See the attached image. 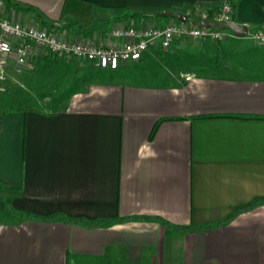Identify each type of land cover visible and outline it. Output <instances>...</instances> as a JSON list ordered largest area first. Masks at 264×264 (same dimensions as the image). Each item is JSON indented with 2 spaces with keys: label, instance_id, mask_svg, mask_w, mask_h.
Here are the masks:
<instances>
[{
  "label": "crops",
  "instance_id": "obj_1",
  "mask_svg": "<svg viewBox=\"0 0 264 264\" xmlns=\"http://www.w3.org/2000/svg\"><path fill=\"white\" fill-rule=\"evenodd\" d=\"M222 1L3 0L1 14L110 45L113 26L156 21L134 14L197 20ZM232 3L231 22L264 31V0ZM32 60L30 96L0 113V264H264V47L177 39L113 70L87 62L83 79L62 56ZM62 69L73 80L47 89Z\"/></svg>",
  "mask_w": 264,
  "mask_h": 264
},
{
  "label": "built area",
  "instance_id": "obj_2",
  "mask_svg": "<svg viewBox=\"0 0 264 264\" xmlns=\"http://www.w3.org/2000/svg\"><path fill=\"white\" fill-rule=\"evenodd\" d=\"M3 5V0H0V80L6 79L11 60L19 69L32 70L35 55L51 59L62 56L66 60L88 61L100 69L113 70L120 64L137 62L154 45L166 50L177 39L221 42L232 34L227 30L196 24L199 21L216 24L231 22L232 0H223L214 11L201 10L197 20H193L189 14L184 22L170 19L164 24L112 27L108 35L119 43L110 45H99L88 39L67 41L61 39L52 27L11 21L2 16ZM245 27L246 40L254 46L264 47V31Z\"/></svg>",
  "mask_w": 264,
  "mask_h": 264
},
{
  "label": "rangeland",
  "instance_id": "obj_3",
  "mask_svg": "<svg viewBox=\"0 0 264 264\" xmlns=\"http://www.w3.org/2000/svg\"><path fill=\"white\" fill-rule=\"evenodd\" d=\"M169 20L170 19H165V21L162 24L168 22ZM159 21L160 20L153 21L152 25L158 24ZM161 21H163V19H161ZM189 22H191V19L189 20ZM130 24L136 25L134 22L127 23V25H130ZM142 25H145V23H143ZM113 27H118V26H113ZM228 37H234V36L230 34ZM74 61L76 62L74 64H71L70 60H68L67 63L70 64V66L73 65L72 68H75V66L76 67L78 66L77 68H80V67L82 68L81 73H79V76L77 77L78 79H83L85 77H93L95 74L98 73L95 71L92 65L87 63L88 61H76V60ZM34 70H35L34 67L32 70L19 69L18 67H16L15 70H11V71L9 70L5 80H0V113L4 112L6 109H9V108L19 107L22 103L21 101L22 98L23 97L25 98L26 96H30V92H29L30 89L27 88L26 85L21 83L20 75L23 73H33ZM65 74H68V72H66ZM64 76H65L64 70L62 69L60 70V73L56 75V78L54 79V81H50L45 84L46 88L54 89L55 87H58V86L62 87L63 83L65 82L70 83L73 80V76L70 74L68 78L66 76L63 82ZM59 106H61V100L56 99V100H51L48 107L50 110H53V109L58 108Z\"/></svg>",
  "mask_w": 264,
  "mask_h": 264
},
{
  "label": "water",
  "instance_id": "obj_4",
  "mask_svg": "<svg viewBox=\"0 0 264 264\" xmlns=\"http://www.w3.org/2000/svg\"><path fill=\"white\" fill-rule=\"evenodd\" d=\"M160 18H168V19H175L181 22L186 21L187 15L182 14L180 12H171V11H165L162 13H159ZM198 26L203 27H209V28H216L219 30H227L230 31L235 37H244L247 33V28L245 26H240L233 22H226L223 24H216L211 22H197Z\"/></svg>",
  "mask_w": 264,
  "mask_h": 264
},
{
  "label": "trees",
  "instance_id": "obj_5",
  "mask_svg": "<svg viewBox=\"0 0 264 264\" xmlns=\"http://www.w3.org/2000/svg\"><path fill=\"white\" fill-rule=\"evenodd\" d=\"M131 17H142V18H147V19H154V20H165V19H168V18H160L159 17V13H152V14H143V13H140V14H134L132 15ZM36 20L37 22L44 26V27H51L50 25H48L46 22H44L42 20V17L39 15V14H36ZM94 27V26H93ZM79 29H82V30H87V29H90V28H86V27H79ZM6 208L8 209V211L10 213H12L14 216H19L18 212H15L8 203H6Z\"/></svg>",
  "mask_w": 264,
  "mask_h": 264
},
{
  "label": "bare ground",
  "instance_id": "obj_6",
  "mask_svg": "<svg viewBox=\"0 0 264 264\" xmlns=\"http://www.w3.org/2000/svg\"><path fill=\"white\" fill-rule=\"evenodd\" d=\"M233 35V34H232ZM229 35H227V37H228ZM234 36V35H233ZM245 38H246V35L244 36Z\"/></svg>",
  "mask_w": 264,
  "mask_h": 264
}]
</instances>
